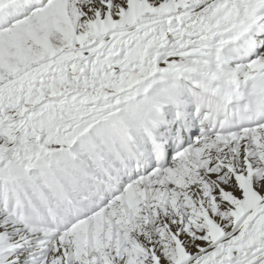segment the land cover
<instances>
[{"label":"snow or ice","instance_id":"1","mask_svg":"<svg viewBox=\"0 0 264 264\" xmlns=\"http://www.w3.org/2000/svg\"><path fill=\"white\" fill-rule=\"evenodd\" d=\"M0 264H264V0H0Z\"/></svg>","mask_w":264,"mask_h":264}]
</instances>
